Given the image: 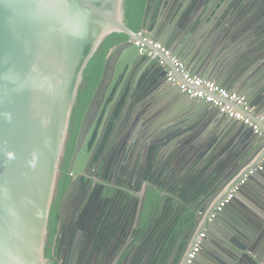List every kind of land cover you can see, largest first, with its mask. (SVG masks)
<instances>
[{
	"label": "water",
	"instance_id": "95a60500",
	"mask_svg": "<svg viewBox=\"0 0 264 264\" xmlns=\"http://www.w3.org/2000/svg\"><path fill=\"white\" fill-rule=\"evenodd\" d=\"M124 1L0 0V264H48L49 218L79 88L92 57L115 32L128 40L107 57L70 171L81 172L75 162L82 157L79 150H87L92 114L107 94L112 105L102 139L110 128V142L125 121L124 130L151 141L146 158L159 154L156 168L173 152L184 166L214 177L215 191L197 211L183 252L165 264H186L184 256L202 233L192 264H264V144L251 127L231 118L221 129L207 128L217 107L185 98L168 82L153 47L141 45L144 38L160 42L194 73L243 95L254 109L248 115L257 118L264 115V41L252 37L261 30L258 16L245 0H162L154 17L159 0H148L142 31L136 32L124 21ZM137 151L132 145L131 153ZM149 188L146 183L139 195L128 243L142 227ZM83 248L61 264H154L151 250L138 257L145 246L120 252L116 245L85 240Z\"/></svg>",
	"mask_w": 264,
	"mask_h": 264
},
{
	"label": "flooded vegetation",
	"instance_id": "af4514ba",
	"mask_svg": "<svg viewBox=\"0 0 264 264\" xmlns=\"http://www.w3.org/2000/svg\"><path fill=\"white\" fill-rule=\"evenodd\" d=\"M242 1L244 0H238V3ZM244 4L247 10H252V13L258 16L259 27L263 31L264 0H245ZM111 105V97L107 99V94H103L89 123V130H94L92 138L87 150L83 152L82 149L79 150L82 157L75 162V165L81 169L78 174L70 171V165L84 117L77 130L76 138L72 142L76 113L72 114L67 147L61 162L59 185L49 218L45 246L48 264H54V262L61 264L63 258L69 256V253L79 255L84 251L85 240L91 242L97 240L106 248L112 249L116 245L120 252H129L128 241L135 226L139 195L146 184L145 177L149 171L168 180V186L181 177L196 172L193 166L189 169L188 165L184 166L178 158H174L173 152L166 156L159 169L156 168L155 163L159 154L157 156L151 154L149 162L146 158V148L151 141L142 135L143 133L137 132L134 136V132L124 130L125 121L118 127L110 142L108 141L110 128L102 139V132L105 129L104 118L107 117ZM133 137L134 141L131 143ZM150 139L152 142L158 141L155 137ZM132 145L138 148V151L133 154L131 153ZM155 150L153 146L151 152ZM203 173L206 172L203 171ZM206 174L210 176V172ZM63 184L66 185L64 190H62ZM134 195L137 196V208L133 216ZM56 206L57 211L53 213V208ZM190 232H184L183 239L186 240ZM183 249L176 246L171 255L175 254L179 258ZM49 253L53 256L52 258L49 257Z\"/></svg>",
	"mask_w": 264,
	"mask_h": 264
},
{
	"label": "trees",
	"instance_id": "16d2710c",
	"mask_svg": "<svg viewBox=\"0 0 264 264\" xmlns=\"http://www.w3.org/2000/svg\"><path fill=\"white\" fill-rule=\"evenodd\" d=\"M147 1H124V21L136 32L142 31ZM126 40H128L127 34L112 33L104 40L89 62L73 110L76 115L72 142L76 138L79 125L99 85L109 53L115 46ZM145 178L150 188L142 218V227L136 232L137 239H140L145 248H141L143 251L140 249L138 257L144 258L147 251L151 250L153 263L165 264L176 246L182 250L186 245L183 233L192 230L196 222L197 211L204 210L208 198L214 193L216 188L214 177L203 171L192 172L170 186H168V180L157 176L151 170ZM65 187L66 185L63 184L62 190ZM136 197L134 195L132 198V203H135L133 216L137 208ZM56 211L57 206L53 208V213ZM56 220L57 217L54 221L53 232ZM49 257L53 256L49 253ZM54 264L59 263L54 262Z\"/></svg>",
	"mask_w": 264,
	"mask_h": 264
},
{
	"label": "built area",
	"instance_id": "2783aa9c",
	"mask_svg": "<svg viewBox=\"0 0 264 264\" xmlns=\"http://www.w3.org/2000/svg\"><path fill=\"white\" fill-rule=\"evenodd\" d=\"M139 34L142 35V33ZM141 45L142 47L146 45L152 46L154 49L153 56H160L159 66L167 70L168 82L178 86L183 93L190 97L199 98L212 104L229 118L251 127L256 135L264 138V115L257 118L249 116L247 112L251 108L243 95L232 92L217 82L190 73L186 69L185 63L158 41L144 38V43ZM245 181L246 178L232 188L228 196L211 214L210 220L217 216L218 212L234 197L240 184L245 183ZM204 237L205 233H202L196 244L187 252L185 257L186 264H192L195 261L201 251V242Z\"/></svg>",
	"mask_w": 264,
	"mask_h": 264
},
{
	"label": "crops",
	"instance_id": "0c3cea01",
	"mask_svg": "<svg viewBox=\"0 0 264 264\" xmlns=\"http://www.w3.org/2000/svg\"><path fill=\"white\" fill-rule=\"evenodd\" d=\"M161 2H162V0H159V2H158V6H157V9H156V11H155V14H154V17L158 14V12H159V7H160V5H161ZM256 36V38L258 37L259 39H260V41H264V30L263 31H258V33H257V35H253L252 37H255ZM173 52V51H172ZM263 53H264V51H263ZM179 58V57H178ZM180 59V58H179ZM154 66V65H153ZM152 66V67H153ZM185 66H186V69L190 72V73H192V74H196V75H199V76H201V77H203V78H206L207 79V77H204L203 75H200V74H197V73H194L190 68H189V66H187L186 64H185ZM260 66H262V67H264V55H263V61H262V64L260 65ZM208 80H210V79H208ZM211 81H214V80H211ZM214 82H216V81H214ZM168 85H171L170 83H168ZM227 89H229L227 86H225ZM230 91H232V92H235V93H237V94H240L239 92H237V91H235V90H231V89H229ZM184 96V95H183ZM185 98H187V99H191V97L190 96H184ZM218 109V108H217ZM253 110L254 109H249V111L248 112H252L253 113ZM247 112V111H246ZM222 112L218 109V112H217V114L215 115V121H213V119L212 120H210V121H208V123L206 124V126H207V128H209V127H214L215 129H221V128H223L224 127V125L226 124V123H228V121H230V122H232L233 120H230V118L227 116V118H221L220 116L222 115L221 114ZM262 116V115H261ZM258 139H260L261 141H262V143L264 144V138L263 137H261V136H258ZM142 244L143 243H141L140 242V239H137V240H135L134 242H132V243H129V245H130V250L129 251H131V250H135V248L136 247H141L142 246ZM142 250V249H141ZM143 251V250H142Z\"/></svg>",
	"mask_w": 264,
	"mask_h": 264
}]
</instances>
